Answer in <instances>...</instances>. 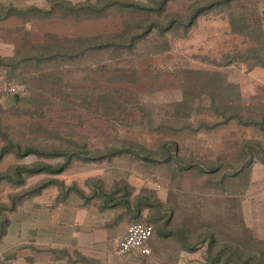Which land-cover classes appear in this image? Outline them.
<instances>
[{
	"label": "rangeland",
	"instance_id": "rangeland-1",
	"mask_svg": "<svg viewBox=\"0 0 264 264\" xmlns=\"http://www.w3.org/2000/svg\"><path fill=\"white\" fill-rule=\"evenodd\" d=\"M113 1L0 0V151L10 141L74 156L61 174L21 181L16 166L63 159H0V264H105L113 250L95 242L170 213L186 242L214 235L201 264L230 244L243 261L261 254L242 209L264 194V0L103 7ZM167 142L183 169L147 159ZM102 192H129L132 211L150 203L136 219L124 205L107 211Z\"/></svg>",
	"mask_w": 264,
	"mask_h": 264
},
{
	"label": "trees",
	"instance_id": "trees-1",
	"mask_svg": "<svg viewBox=\"0 0 264 264\" xmlns=\"http://www.w3.org/2000/svg\"><path fill=\"white\" fill-rule=\"evenodd\" d=\"M228 1H235V0H228ZM122 3V4H121ZM58 4V3H57ZM120 7H129V8H137V9H142L140 7H138L137 5H134L132 3H127V2H119L117 0H114L113 2L106 4L105 8H108L112 5H118ZM66 8V7H64ZM68 11V8H66ZM82 9V12L84 11H90L91 14L97 15L96 17H99L98 15L100 13H98L99 11H103L101 9H97L94 5H89L88 7H82L80 8ZM78 9V10H80ZM17 11V10H14ZM202 10H197L195 16L200 13ZM22 12H18V14H21ZM85 15V13H83ZM193 16V18L195 17ZM191 18V20L193 19ZM19 99V96H16ZM164 152L161 154V156L158 159H153L151 157H147V159L149 161L152 162H171L174 161L177 162V164L180 166V168H184L185 166L178 160L176 154L178 152V145L175 142H167L164 146ZM12 150L13 153L17 154L20 157H27L30 155H45L46 157H50L52 159L55 158H62V162H59L58 164H35L32 166H16L13 169V174L16 179L15 181H21L23 178L24 174H28V175H33V174H37V173H49V174H61L63 173L68 165L71 163V161L73 160L74 156H72L73 154L65 151V150H61V149H52L49 152H46L44 150L35 148V147H22L20 145H16L14 143H11L10 141L8 142V145L4 146L1 151H0V159L3 158L5 155H7V153L10 152V150ZM85 153V152H83ZM79 157V156H78ZM82 159H88L89 156H87L86 158L80 157ZM97 159V158H96ZM256 159L258 161H262L264 162V156H261L260 154L256 156ZM89 160H93L92 158H89ZM181 169V170H182ZM206 173H214L217 170L212 168H205ZM232 172V171H231ZM230 172V173H231ZM228 175H232V174H228ZM1 177L6 178V179H11L14 178L11 175H1ZM14 181V180H11ZM116 193L118 192H114V193H105L102 192V195L105 198V203H104V207L110 208V209H114L116 206L118 205H124L126 207V211H131V213L133 214L134 218H139L142 214V212L140 211L139 206L142 205V200L146 201L148 204L150 203L149 200L147 199H141L140 202L136 203L133 211L131 210V205H130V201L127 200L128 199V195L130 194L129 192H127V194L125 195H120V196H116ZM67 198V197H66ZM65 198V199H66ZM161 205H159L160 207ZM169 218H167V220L165 219L166 216H156L154 218L155 222H159L158 224H156V228H154V233L155 231H161V230H167L170 229V220L173 218L172 214L170 213ZM165 220V221H164ZM135 224V223H134ZM149 224V223H147ZM152 225V224H151ZM183 229V228H182ZM186 229V228H185ZM171 233V235L174 236V238L176 239V241H180L181 243H184L186 245H188L189 242L187 241V237L185 235H182L183 232H181V228L180 229H171L169 231ZM188 232V230H187ZM208 234V233H207ZM206 234V235H207ZM200 242H196V244H202L204 245L205 243H207V241L210 239V242L207 243V246L209 248L208 251H211V248L213 249L215 247L216 244V239L214 237V235L212 233H210L208 236H204V234L201 235L200 237ZM254 240V239H253ZM251 241V243H255V245H257V243L255 241ZM205 241V242H204ZM260 244V243H258ZM264 245V243H261ZM239 249L235 248L233 245H225L220 247L219 249H217L215 252L214 256L211 257H207L208 258V264H264V251H262L261 254H255L254 256L251 255L249 256V259L247 260H241V256L239 255V252L237 251ZM257 259V261L255 260Z\"/></svg>",
	"mask_w": 264,
	"mask_h": 264
},
{
	"label": "crops",
	"instance_id": "crops-1",
	"mask_svg": "<svg viewBox=\"0 0 264 264\" xmlns=\"http://www.w3.org/2000/svg\"><path fill=\"white\" fill-rule=\"evenodd\" d=\"M254 193V192H253ZM251 194L243 202V217L244 222L248 228H250L254 238L263 239L264 238V194L254 195ZM107 211L112 210L110 208ZM147 212L144 211V213ZM104 219V218H103ZM109 223H105V229L109 232L112 227L113 221L108 220ZM111 222V223H110ZM124 225V236L126 235L127 225ZM116 226V223H115ZM171 229L155 231L153 237L149 240L147 246L150 250L148 255H143L141 253H132L127 256L120 257L116 254V248L124 236L114 237L109 239L105 247H103L101 242L96 246V242L92 247H102L103 250H113L112 258H108L105 264H164L163 261H170V264H201L202 262V244H196L200 242L201 232L194 234L188 245L176 241L173 235L169 232ZM182 235L188 236L187 229L181 228ZM101 241V240H100Z\"/></svg>",
	"mask_w": 264,
	"mask_h": 264
},
{
	"label": "built area",
	"instance_id": "built-area-1",
	"mask_svg": "<svg viewBox=\"0 0 264 264\" xmlns=\"http://www.w3.org/2000/svg\"><path fill=\"white\" fill-rule=\"evenodd\" d=\"M11 93H15L16 89L9 88ZM154 235V226L147 223H135L129 226L126 235L120 241L116 248V254L120 257L127 256L132 253H141L148 255V242Z\"/></svg>",
	"mask_w": 264,
	"mask_h": 264
}]
</instances>
